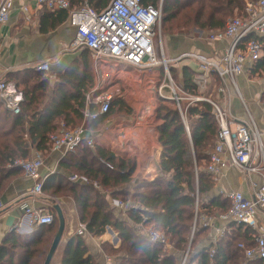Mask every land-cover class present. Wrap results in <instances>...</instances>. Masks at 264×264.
Segmentation results:
<instances>
[{"label":"trees","instance_id":"1","mask_svg":"<svg viewBox=\"0 0 264 264\" xmlns=\"http://www.w3.org/2000/svg\"><path fill=\"white\" fill-rule=\"evenodd\" d=\"M85 1L101 10L110 0H68L73 9H79ZM141 3L158 7L159 0H141ZM243 4V0H162L161 19L163 24L177 20V26L185 29L220 30L231 12L239 10ZM44 9L40 30L47 33L64 22L66 12ZM168 69L173 82L181 86L176 95L182 99L179 106L173 100L160 99L156 110V119L161 120L157 128L161 146L157 177L150 182L115 177L96 167L83 147L77 148L69 159L75 166L74 174L81 173L100 185L103 192L111 190V198L119 197L123 203L133 205L127 210V220L115 216L106 196L90 185L59 182V193H69L88 233L96 230V234L103 235L104 226H108L117 234L120 244L113 249L115 264H179L184 256L183 264H262L247 260L238 247L239 244L251 246L255 234L242 225L230 223L228 232L215 244H202L201 247L208 229L199 221L195 222L196 217L214 216L230 207V201L222 195L203 200L210 196L214 186L205 168L219 126L209 102L186 99L199 96L193 81L198 74L197 68L181 63L180 66L169 65ZM260 71L264 73V55L251 67L252 73ZM213 77L218 84L220 80ZM5 79L22 92L24 102L17 114L0 103V189L22 173L19 168L9 167L14 161L27 160L31 149L41 152L49 148L47 138L55 130L56 120L69 122L70 114L82 116L85 96L92 85L89 51L80 49L78 58L56 74L52 87L48 77L36 67L12 71ZM189 152L193 153L194 163ZM154 168L153 161L148 171ZM53 215V224L38 226L30 239L14 234L8 236L0 246V263L43 264L58 226L56 215ZM139 226L163 233L174 253L164 244L137 234ZM101 246L109 254L107 243ZM59 264H95L87 254L84 235L68 238Z\"/></svg>","mask_w":264,"mask_h":264},{"label":"built area","instance_id":"2","mask_svg":"<svg viewBox=\"0 0 264 264\" xmlns=\"http://www.w3.org/2000/svg\"><path fill=\"white\" fill-rule=\"evenodd\" d=\"M33 1L35 7L65 11L67 23L74 31L69 47L73 50L87 49L89 51L93 86L85 96V109L82 111V118L87 122L96 121L108 115L115 104V99L123 95L119 85L132 88L133 82L143 85L145 93L153 85L158 98L163 97V88L168 87L171 92L170 99L179 106V100L182 97L176 95L168 63H176L183 59H192L197 63L199 73L193 80L197 90H203L209 83L210 76L215 75L220 81L227 79L241 98L236 78L251 69L264 55V0H245L240 16L228 20L223 29L199 30L200 35L210 42L230 41L223 55L213 60L207 59L202 54L189 52L170 60L163 58L161 43L155 45L157 35L160 36L161 0L158 7L145 6L141 0H110L101 10L89 6L86 2L79 9H73L68 0ZM21 7L22 12L26 13L28 6ZM13 9L14 0H0V40L2 28L8 23ZM175 34H180V32H175ZM249 35L250 38L247 39ZM157 53L161 54L164 65L159 75L161 82L158 79L159 76L156 75L158 74L156 66L161 63L157 58ZM123 64H126L127 68H124ZM37 69L48 72V61L40 63ZM219 92H224V89L220 87ZM256 98H259L258 95ZM186 99L207 101L213 107L219 130L217 140L209 151L205 168L212 181L217 183L220 178L224 177L228 168H234L243 174H257L261 179L259 184L252 183L253 193L250 198L244 197L239 191L220 190V194L230 201V207L226 212L221 213L218 219L229 224L242 225L245 229L255 232L251 246L245 247L239 244L238 247L243 250L247 260L260 261L264 264V226L259 225L256 217L257 214L264 216L262 134L248 112L247 121L237 122L229 119L225 111L205 97L195 96ZM23 102L24 95L15 84L0 79V103L3 107L17 114ZM150 107L149 104L142 106L147 120L151 119L152 113L155 114L156 108L153 109V106L151 110ZM47 144L51 152L64 156L80 147L93 151L95 140L89 134L85 123L69 126L60 122L48 135ZM43 161V153L33 150L27 160L18 159L9 166L19 168L23 177L32 181L30 194L33 197L40 196L43 191V179L40 174ZM97 162L108 172L115 170L102 157ZM69 180L71 182L79 180L100 190V185L87 178L79 179L76 175H72ZM112 205L118 209L125 208L124 203L116 199L112 200ZM4 207L5 205L0 202V210ZM22 209L30 225L46 226L54 222V215L51 211L29 210L24 204ZM209 222L210 219H206L202 225L207 226ZM137 230L140 235L151 242L166 244L167 237L163 233L142 226H139ZM224 230L226 229H222L221 232ZM75 234L80 236L86 234V227L83 223L78 225ZM103 260L104 264H114L110 256H104Z\"/></svg>","mask_w":264,"mask_h":264},{"label":"crops","instance_id":"3","mask_svg":"<svg viewBox=\"0 0 264 264\" xmlns=\"http://www.w3.org/2000/svg\"><path fill=\"white\" fill-rule=\"evenodd\" d=\"M33 2V0H14V9L10 15L9 21L1 31L0 79L8 82V80L5 79L8 73L28 67L37 68L40 63L48 61L49 71L44 72V74L49 79V86L52 87L55 82L56 74L64 70L72 61L78 58L80 49L73 50L69 47L74 31L67 23V15L64 22L59 24L54 30L47 33L41 32V18L46 9H44V7H35ZM21 6H28L26 13L22 12ZM200 34L201 32H199V30L193 29L189 34L170 35V38H168L169 58H176L183 53L189 52L202 54L207 59L213 60L221 57L229 46V40L210 42L205 40ZM181 63H187L198 70L197 63L192 59H183L174 63V65L180 66ZM90 65L92 67L91 58ZM213 76L214 75L210 76L209 83L205 86L204 91L196 89L198 95L216 103L226 112L229 119H233L237 122L247 121L248 112L261 132L262 143H264V73L261 71L252 73L251 69H249L236 78L241 98H239L227 79H223V81L216 84ZM172 85L175 91H180L181 86L178 84V87H176L173 80ZM92 86L93 73L91 88ZM220 87L224 89V92H219ZM132 88L134 87L132 86ZM122 89L123 95L121 98L124 100L125 97H129L127 91L131 92V88L122 85ZM167 89L169 90L168 87L163 88L162 98L156 96L158 104L155 107L153 119L155 125L151 126L150 129H148V127L146 131L142 130V118L139 117V119H136V116L133 117V115L129 118L128 112L126 111L121 112L122 114L116 117L108 114L91 122H87L82 116L77 117L74 114H70L69 122L59 119L55 121V124L57 125L60 122H64L66 125L76 126L85 123L88 127L89 134H91L95 140L94 150L87 151L88 154L86 151L85 152L89 160L96 167L103 168L108 172V170L97 162L100 157H102L104 161L114 167L115 170L109 173L115 177L129 179L139 178L140 180L150 182L160 173L158 160L161 146L157 139V128L161 124V120L156 119V110L159 106L160 99L171 100V92L170 90L166 92L168 91ZM136 91H139L141 95H143V85H139ZM256 95H258L259 98H256ZM123 114H125V116ZM151 121L152 120H150V122ZM135 140L137 143H135ZM142 140H151V146L148 148L149 150L145 149V144ZM152 142L155 146L152 145ZM83 148L86 149L85 147ZM33 150L35 149L30 150L29 157ZM75 151L64 156L51 152L50 149L41 151L44 161L40 169V174L43 179V191L40 196H31L30 189L33 183L24 178L22 173L10 179L6 187L0 189V202L5 205L3 210H0V246L11 234L30 239L35 228L38 227L33 224L30 225L29 219L24 217V210L22 209L23 204L26 205L29 210L40 209L43 211H51L54 214L53 205H58L65 222L63 235L54 253V255L56 254L54 264H59L66 241L70 236L75 235L76 229L81 223L77 206L71 196L59 197V182H62V185L69 182L85 184L79 180L73 182L69 180L70 176L76 175L72 172L75 166L69 163V159L72 154H75ZM143 154L146 155V159L142 158ZM139 155L142 157H138ZM67 158L68 160L65 162ZM153 161L155 163V168L149 172L148 168ZM260 182L261 179L257 174H243L239 173L234 168H228L227 171H225L224 177L220 178L217 183H214L210 196L207 195L203 200L208 201V199L211 200L212 197L222 195L219 192L220 190L224 192L239 191L244 197L250 198L253 193L252 183L259 184ZM56 189L58 192H55ZM104 192L106 193L104 195L106 196L108 205L115 216L122 220H127V210L133 205L124 203L125 208L118 209L112 205L113 198L109 196L111 190H104ZM220 214L221 212H216L214 216H201L199 220L201 225L204 220L210 219L209 225H202L203 227H207L208 235L201 243V247L203 245L205 246V244H215L222 235L228 232V226L230 224L218 219ZM256 217L259 225L264 226V216L257 214ZM104 227L106 230L105 236H103L104 234H96V230L93 233H88L86 231L84 235L87 244V254L92 257L95 264H104V256H110L103 251L101 246L103 243L115 237L113 238V246L117 247L120 244V240L113 229L108 226ZM222 229L226 230L221 232ZM136 233L139 234L138 230H136ZM164 247L169 252H173L172 247H166V245ZM113 249L117 248L113 247ZM110 257L115 264L114 257ZM52 260L53 257L51 262ZM51 262L50 264H52Z\"/></svg>","mask_w":264,"mask_h":264},{"label":"rangeland","instance_id":"4","mask_svg":"<svg viewBox=\"0 0 264 264\" xmlns=\"http://www.w3.org/2000/svg\"><path fill=\"white\" fill-rule=\"evenodd\" d=\"M161 2H162V0H161ZM243 3H244V0H243ZM158 4L160 5V0H159ZM243 6H244V4H243ZM243 6L239 10L234 9L231 12V15L226 18L225 23L228 20L232 19V18L239 17L241 12H242ZM176 21L177 20H173L172 22L163 24L162 19H161L160 36L157 35V39L155 40V45L156 44L159 45L161 43V45L163 47V58L165 60L173 59V58H169L170 56L168 54L169 53V50H168V46H169L168 45V38H170L169 36L172 35V34H175V32H178V33L180 32V34L181 33L189 34V32H192V30H193L192 28H186L185 29V28H181L180 26L178 27L177 24H176ZM157 58H158L159 61H161V63L156 66L157 67V71H158V74L156 73V75L159 76V75H161L160 71L162 70L164 65L162 63L161 54L157 53ZM172 64H174V63L170 62V63H168V66L172 65ZM123 67L127 68V65L123 64ZM90 71H91V76H92V67H91V65H90ZM158 79L161 82L160 76L158 77ZM175 86L178 87L177 84H175ZM119 87H120L121 91L123 92L122 85H119ZM133 87L134 88H131V92L127 91L128 92L127 95L129 97H125L124 100H123V98H120L118 96L115 99V104L112 106L109 115L116 117V116H119L120 114H122L121 112H123V111L125 112L126 111V112H128V117L129 118H131L132 115H133V117L136 116V119L137 118L139 119V117H141L142 118V125H143V129L142 130L146 131V129L148 127H149L148 129H150L151 126L155 125V122H153L154 114L152 113L151 114V119L147 120L145 118V115H144L143 111H142V106H144V104H147V105L149 104V106L151 105L150 109L152 110L153 106H154L153 107V109H154L157 106V104H158L157 97H156L153 85H152V88L150 90H148L146 93H145V90H144V94L143 95H141V93L139 91H136L137 87H139V85H137V82H135V83L133 82ZM203 91H204V89H203ZM123 115L125 116V114H123ZM150 120H152V121L150 122ZM142 141L145 144V149L149 150L148 148H149V146H151V140H142ZM135 143H137L136 140H135ZM152 145L155 146V144L153 142H152ZM85 151L87 152L89 150L85 149ZM87 154H88V152H87ZM138 157H142V156L139 155ZM189 157H190L191 161L194 163V157H193V153L192 152H189ZM142 158L146 159V155L143 154ZM203 164L204 163L201 164L202 167H203ZM101 169H103V168H101ZM76 176L79 179L85 178V176L83 177L81 173H77ZM100 191L103 192L102 188H100ZM61 193H64V192H61ZM61 196H69L70 197L69 193H66L64 195H61L59 193V197H61ZM115 199L117 200V199H119V197L113 198L112 200H115ZM199 218H200V216L196 217L195 222H196V220L198 222L200 220ZM105 232H106V230L104 229V233H103L104 235L103 236H105ZM113 238H115V237H112L109 241L107 240V242H106L107 245L109 246V247L108 246L106 247L107 248L106 251L109 254H111L110 256H112V254H114L113 253V247L114 248H118L119 247V245L117 247L113 246V243H114ZM165 245H166V247H168V246L172 247L169 244L168 238H166V244ZM105 254H107V253L105 252ZM109 254H107V255H109ZM55 259H56V254L53 256V260L51 262L52 264H54ZM183 261H184V259L182 260V262ZM179 264H181V263H179Z\"/></svg>","mask_w":264,"mask_h":264},{"label":"water","instance_id":"5","mask_svg":"<svg viewBox=\"0 0 264 264\" xmlns=\"http://www.w3.org/2000/svg\"><path fill=\"white\" fill-rule=\"evenodd\" d=\"M53 210L55 211V214H56V218H57V221H58V226H57V230H56V233L52 239V242H51V245H50V248L48 250V253L45 257V260L43 262V264H50L51 262V259L59 245V242L61 240V237L63 235V231H64V227H65V222H64V218H63V215L61 213V210L59 208L58 205H53Z\"/></svg>","mask_w":264,"mask_h":264}]
</instances>
